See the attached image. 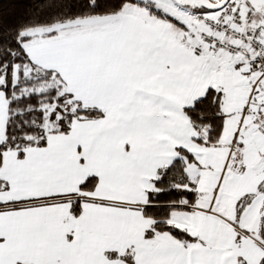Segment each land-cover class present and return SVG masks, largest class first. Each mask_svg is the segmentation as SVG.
I'll return each instance as SVG.
<instances>
[{"label":"snow or ice","instance_id":"6c2138e0","mask_svg":"<svg viewBox=\"0 0 264 264\" xmlns=\"http://www.w3.org/2000/svg\"><path fill=\"white\" fill-rule=\"evenodd\" d=\"M0 264H264V0H0Z\"/></svg>","mask_w":264,"mask_h":264}]
</instances>
